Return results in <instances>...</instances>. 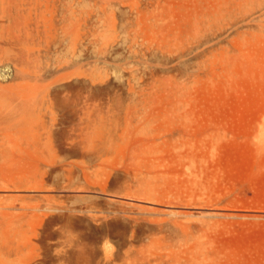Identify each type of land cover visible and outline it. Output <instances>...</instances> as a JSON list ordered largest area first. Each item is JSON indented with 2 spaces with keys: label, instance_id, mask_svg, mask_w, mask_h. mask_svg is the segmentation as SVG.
Wrapping results in <instances>:
<instances>
[{
  "label": "rangeland",
  "instance_id": "obj_1",
  "mask_svg": "<svg viewBox=\"0 0 264 264\" xmlns=\"http://www.w3.org/2000/svg\"><path fill=\"white\" fill-rule=\"evenodd\" d=\"M21 1L2 264H264V0Z\"/></svg>",
  "mask_w": 264,
  "mask_h": 264
},
{
  "label": "bare ground",
  "instance_id": "obj_2",
  "mask_svg": "<svg viewBox=\"0 0 264 264\" xmlns=\"http://www.w3.org/2000/svg\"><path fill=\"white\" fill-rule=\"evenodd\" d=\"M34 1V0H33ZM4 2H5V0H4ZM26 2V1H25ZM24 1H21V0H16L15 2H14V4H15V7H14V5H13V7H10V8H6V7H4L3 5H0V8L1 9H3L2 11H0V18H3V19H5V18H7L8 19V23L15 29V31H16V34L14 35V38L16 39H14L15 41H22L23 40V37H22V34L24 33V32H26V28L29 26V24L30 23H32V21H34V20H31V18H29L28 16H26L31 10H33L34 9V7L35 6H27V2L25 3ZM32 2V1H31ZM11 3H12V1H11ZM34 3V4H33ZM38 3V2H37ZM7 4V3H6ZM11 5V4H10ZM32 5H35V2H32ZM24 8V9H23ZM41 10V9H40ZM24 11H26L27 13L25 14V12ZM42 11V10H41ZM36 23V22H35ZM1 30V29H0ZM28 33V32H27ZM2 36V35H1ZM12 36V35H11ZM25 39V38H24ZM23 62V61H22ZM26 64H29V63H26ZM26 64H25V66H26ZM24 69V68H23ZM22 70V69H21ZM25 71V70H24ZM27 71H28V68H27ZM20 72V71H19ZM26 72V71H25ZM30 72V71H29ZM18 75V74H17ZM35 80H36V78H35ZM1 89H3V88H1ZM4 93V92H3ZM10 95H11V93H10ZM7 97H10V96H7ZM6 98H3V97H1V101L2 100H4V103H6L7 101V99L5 100ZM22 99V98H21ZM21 99H20V101H21ZM8 101H10V99L8 100ZM18 102V101H17ZM17 102H15L14 104H16ZM22 102V101H21ZM4 103L3 102H0V113L2 112V110H3V108L5 107L4 106ZM7 104V103H6ZM12 105L13 107H15V105ZM18 105V104H17ZM19 106H20V104H19ZM11 107V106H10ZM9 107V108H10ZM22 107V106H21ZM7 108V107H6ZM11 109H12V107H11ZM17 109V108H16ZM22 109H23V107H22ZM5 110H8V111H6V113H8V112H10L9 111V109H5ZM12 111V110H11ZM5 112V111H4ZM1 113L0 114V116L1 115H6L5 113ZM25 116V115H24ZM30 116V115H29ZM1 117H3V116H1ZM28 123V122H27ZM0 188H2V187H0ZM3 189H4V187H3ZM11 197H13V196H11ZM30 201V200H29ZM5 202V201H4ZM3 201H2V203H4ZM16 202V201H15ZM15 202H13V203H15ZM1 203V204H2ZM6 203V202H5ZM29 203V202H28ZM27 203V205H29ZM30 203H32V202H30ZM9 206L12 204V203H7ZM22 204V203H21ZM33 204V203H32ZM4 205H6V204H3V206ZM24 205V206H23ZM34 205V204H33ZM2 206V205H1ZM7 207V208H10V207ZM13 206V205H12ZM21 206H23V207H28V206H26L25 204H22ZM30 206V205H29ZM23 207H20L21 209L23 208ZM32 207V206H31ZM0 208H2L1 210H0V212L5 208V206L4 207H0ZM6 208V209H7ZM20 208H18V209H20ZM29 208V207H28ZM6 209H4V211H7ZM12 209V208H11ZM21 209H20V211H21ZM23 209H25V208H23ZM9 210V209H8ZM14 210V213L16 212L15 211V208L13 209ZM27 209H25V211H26ZM28 210H30V208L28 209ZM25 211H24V213H25ZM31 211H32V209H31ZM33 211H35V207H34V210ZM12 212V211H11ZM17 212H19V211H17ZM28 212V211H27ZM23 213V214H24ZM9 214V213H8ZM19 214H21V213H19ZM13 215V214H12ZM28 215H30V214H28ZM20 216V215H19ZM24 216H25V214H24ZM30 217V216H29ZM1 218V217H0ZM1 219H3V218H1ZM15 219V218H14ZM33 219V217H32V215H31V220ZM10 220V219H9ZM12 221H13V218L11 219ZM16 220L17 219H15V222H16ZM19 220V219H18ZM2 221V220H1ZM5 221V219H3V222ZM6 222V221H5ZM10 222L11 221H9V223L7 222V224H10ZM20 222H22V220L20 219L19 220V222H17V223H20ZM29 223V222H28ZM6 224V223H5ZM27 224V223H26ZM25 224V225H26ZM32 224V223H31ZM1 225V224H0ZM2 225H4V224H2ZM11 225V227H13L14 225H12V224H10ZM20 226V225H19ZM22 227H23V225H22ZM26 227H28L27 225H26ZM1 228V227H0ZM3 229H4V227H2ZM7 229H9L10 228V226H8V227H6ZM5 228V231L7 230ZM20 229H22V232H24V230H23V228H21V226H20ZM2 230V229H1ZM0 230V231H1ZM2 231H4V230H2ZM2 231H1V233H2ZM11 233L12 232H14L13 230L11 231V230H9ZM17 231H19V229H17ZM21 231V230H20ZM3 233H7V232H3ZM2 233V234H3ZM10 233V234H11ZM13 234V233H12ZM22 235H24V234H22ZM22 235H20V237L22 236ZM4 236L6 237V235L4 234ZM16 236H18V235H16ZM10 237L12 238V236L10 235ZM0 238H2V237H0ZM23 238V237H22ZM3 239V238H2ZM16 240H18L17 239V237L15 238ZM25 239V238H24ZM5 240H9L8 242L10 243V241L12 240H10V239H7V238H5L4 239V242H5ZM16 240H14V241H16ZM23 240V239H22ZM6 241V247H7V242ZM13 240H12V245H13V242H14ZM3 242V241H2ZM25 242V241H24ZM9 243H8V245H9ZM21 243V245H22V243L23 242H20ZM26 243V242H25ZM28 243V242H27ZM15 244L16 243H14V245H13V247H14V252L12 253V255L16 252V249L18 250L17 252H19L20 250L18 249V246H17V244H16V246H15ZM1 245V244H0ZM21 245H20V247H21ZM1 247L2 246H0V249H1ZM10 247H12V246H10ZM10 247H7L8 249L10 248ZM17 247V248H16ZM19 247V248H20ZM16 248V249H15ZM11 249L12 248H10V251H9V253H7V252H3V254L5 253L6 255H5V257H7L8 255L7 254H10V252H11ZM13 250V249H12ZM3 251H4V249H3ZM16 252V253H17ZM16 253H15V255H16ZM0 254H2V251L0 252ZM11 255V254H10ZM11 255V256H12ZM11 256H8V257H11ZM1 257V256H0ZM3 257V256H2ZM1 257V258H2ZM4 257V258H5ZM3 260V259H2ZM5 260H7V258L6 259H4V261ZM14 260V259H13ZM4 261H1V259H0V262H1V264H2V262H4ZM9 261H11V263H12V260L10 259V260H8V262ZM5 263V262H4ZM3 263V264H4ZM9 264H10V262H9ZM12 264H14V262L12 263Z\"/></svg>",
  "mask_w": 264,
  "mask_h": 264
}]
</instances>
